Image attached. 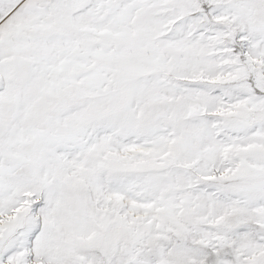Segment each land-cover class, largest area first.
Returning <instances> with one entry per match:
<instances>
[{
	"label": "snow or ice",
	"instance_id": "snow-or-ice-1",
	"mask_svg": "<svg viewBox=\"0 0 264 264\" xmlns=\"http://www.w3.org/2000/svg\"><path fill=\"white\" fill-rule=\"evenodd\" d=\"M0 264H264V0H0Z\"/></svg>",
	"mask_w": 264,
	"mask_h": 264
}]
</instances>
